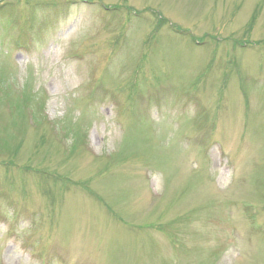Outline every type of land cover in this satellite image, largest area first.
I'll use <instances>...</instances> for the list:
<instances>
[{
  "label": "rangeland",
  "instance_id": "1",
  "mask_svg": "<svg viewBox=\"0 0 264 264\" xmlns=\"http://www.w3.org/2000/svg\"><path fill=\"white\" fill-rule=\"evenodd\" d=\"M0 81V264H264V0H0Z\"/></svg>",
  "mask_w": 264,
  "mask_h": 264
}]
</instances>
